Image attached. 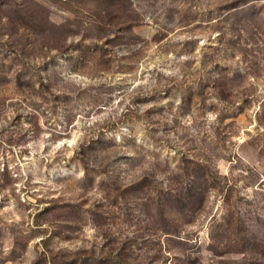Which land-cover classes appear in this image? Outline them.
I'll return each instance as SVG.
<instances>
[{
  "label": "rangeland",
  "instance_id": "rangeland-1",
  "mask_svg": "<svg viewBox=\"0 0 264 264\" xmlns=\"http://www.w3.org/2000/svg\"><path fill=\"white\" fill-rule=\"evenodd\" d=\"M0 264H264V0H0Z\"/></svg>",
  "mask_w": 264,
  "mask_h": 264
}]
</instances>
